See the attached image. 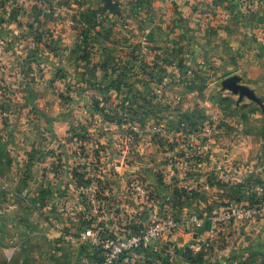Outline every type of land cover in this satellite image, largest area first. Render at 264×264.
Returning <instances> with one entry per match:
<instances>
[{"label":"rangeland","instance_id":"374dc122","mask_svg":"<svg viewBox=\"0 0 264 264\" xmlns=\"http://www.w3.org/2000/svg\"><path fill=\"white\" fill-rule=\"evenodd\" d=\"M33 6L36 14L29 12ZM6 53L18 59L26 79L61 99L71 120L68 135L43 155L50 174L58 178L70 169L76 180L81 230L126 237L165 216L181 221L174 211L189 204L186 189L172 187L177 177L161 168L179 161L163 151L179 145L168 135L179 133L183 142L191 131L225 125L243 101L258 105L226 89V78L239 76L264 105V0H0V82L13 74L4 67ZM0 85V128L11 116L13 123L40 118L20 102L4 115V100L17 95ZM159 108L167 114L164 129L151 119ZM247 180L258 182L260 195L264 177ZM143 184L149 199L136 189ZM36 192L18 208L20 218L48 217L42 199L56 197L55 190ZM9 217L0 212V264H19L25 252L2 236L21 229L17 222L7 225ZM173 233L143 243L136 263L172 264ZM44 240L33 239L30 247L42 242L46 249ZM206 252L186 249L183 256L204 264Z\"/></svg>","mask_w":264,"mask_h":264},{"label":"crops","instance_id":"0c3cea01","mask_svg":"<svg viewBox=\"0 0 264 264\" xmlns=\"http://www.w3.org/2000/svg\"><path fill=\"white\" fill-rule=\"evenodd\" d=\"M30 10L36 14L37 7ZM6 54L4 67L13 74L0 83L12 88L18 99L13 101L16 98L13 95V100H4L8 101V107L1 105L5 108L4 115L14 111L8 109L9 105L20 102L21 109L39 111L40 118L38 114L36 118L25 116L13 123L11 116L10 125L0 128V209L5 210L0 212L10 215L6 218L7 225L17 222L21 226L20 230L2 236L14 238V249L21 250V254L25 252L19 264H101L103 252L80 228L81 193L70 169L56 178L44 162L43 153L50 144L62 142L68 133L71 120L64 104L49 87L26 79L18 69V59ZM3 90L0 85V101L5 99ZM55 114L58 115L54 117ZM158 114L157 118H150L154 120L153 125L163 128L165 125L161 122L168 121L167 114L162 109ZM208 128L211 129L209 134ZM47 129L52 131V136ZM175 134L168 137L179 145L168 150L165 146L163 151L171 160L179 161L161 168L177 177L172 187L185 188L189 204L187 210L174 211L181 226L169 237L177 249L172 264H198L183 256L186 249L193 253L206 249L204 264H264V216L254 219L237 216L229 222L222 219L224 210L256 205L251 203V198L257 195L258 182L252 184L247 178L252 174L264 177V105L243 101L235 117L221 127L215 125L203 131H191L186 137L182 135L183 142L179 133ZM177 152H180L178 156ZM232 164L250 165L254 170L243 179L228 177ZM160 186L153 188L159 191ZM38 187L44 195L47 190H55L56 197L42 199L48 217L41 222L20 218L18 208L27 203L28 198L40 194L36 192ZM193 216L198 220H192ZM37 238L45 239L46 249L42 242H37L36 248L30 247ZM138 251L113 264H126L129 260L137 264ZM101 256L102 261H99Z\"/></svg>","mask_w":264,"mask_h":264},{"label":"built area","instance_id":"2783aa9c","mask_svg":"<svg viewBox=\"0 0 264 264\" xmlns=\"http://www.w3.org/2000/svg\"><path fill=\"white\" fill-rule=\"evenodd\" d=\"M208 134L211 129H207ZM254 169L250 165H238L232 164L229 168L228 177L244 178L249 172ZM147 185L137 186L136 189L139 191L143 198L149 199L150 191L146 188ZM258 194L264 192L263 187H258ZM242 216L246 219H254L257 217L264 216V201L254 206H248L247 208L242 207L239 209H227L222 213L223 221H231L234 217ZM192 220H198L197 216H193ZM181 226V221L172 217L165 216L160 219L152 220L151 223L141 226L138 232L126 236V237H102L101 234L96 232L94 228H88L84 231L85 237L91 238L93 244L100 245L104 260L101 264H113L116 261L127 259L129 256L135 254L143 243L148 241L157 240L165 235H169L172 232L177 231ZM171 252H175L171 249Z\"/></svg>","mask_w":264,"mask_h":264},{"label":"water","instance_id":"95a60500","mask_svg":"<svg viewBox=\"0 0 264 264\" xmlns=\"http://www.w3.org/2000/svg\"><path fill=\"white\" fill-rule=\"evenodd\" d=\"M241 78L239 76H231L223 81V85L226 89L232 90L236 94H240V100L244 97H248L251 100L263 105L262 99L258 97L253 89L240 83Z\"/></svg>","mask_w":264,"mask_h":264},{"label":"trees","instance_id":"16d2710c","mask_svg":"<svg viewBox=\"0 0 264 264\" xmlns=\"http://www.w3.org/2000/svg\"><path fill=\"white\" fill-rule=\"evenodd\" d=\"M263 190H264V186H263ZM261 201H264V192L261 195H255L254 197L251 198L252 204H259ZM190 252L193 253L192 251ZM188 260L195 262V263H199L192 258H188Z\"/></svg>","mask_w":264,"mask_h":264}]
</instances>
